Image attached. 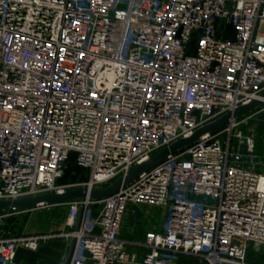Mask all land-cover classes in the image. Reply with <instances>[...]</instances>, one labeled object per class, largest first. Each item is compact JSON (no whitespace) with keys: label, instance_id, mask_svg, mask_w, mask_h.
<instances>
[{"label":"built area","instance_id":"built-area-1","mask_svg":"<svg viewBox=\"0 0 264 264\" xmlns=\"http://www.w3.org/2000/svg\"><path fill=\"white\" fill-rule=\"evenodd\" d=\"M263 91L264 0H0V200L108 185ZM262 117L264 102L120 192L69 202L60 232L0 235V264L53 237L61 264H250L264 247V158L249 130ZM71 155L88 177L57 185ZM145 204L164 218L136 260L120 229Z\"/></svg>","mask_w":264,"mask_h":264},{"label":"crops","instance_id":"crops-1","mask_svg":"<svg viewBox=\"0 0 264 264\" xmlns=\"http://www.w3.org/2000/svg\"><path fill=\"white\" fill-rule=\"evenodd\" d=\"M4 210V209H3ZM1 211V210H0ZM68 213V203L40 205L31 209L9 211L10 215L24 214L20 235H44L60 232L65 228ZM163 212L159 208H145L142 205L130 206L120 229V237L130 255L140 260L147 247L143 244L144 235L148 230L161 231ZM66 249L65 242L59 237L40 241L35 250L19 246L11 264H31L43 262L46 264H61ZM250 264H264V247L258 250L250 248L247 253ZM110 264H130L128 262H113ZM173 264H203L197 256L181 255Z\"/></svg>","mask_w":264,"mask_h":264},{"label":"water","instance_id":"water-1","mask_svg":"<svg viewBox=\"0 0 264 264\" xmlns=\"http://www.w3.org/2000/svg\"><path fill=\"white\" fill-rule=\"evenodd\" d=\"M260 99H253L249 103L240 105L232 112H226L216 120L198 128L190 136L182 137L172 142L169 146L164 147L157 153L153 154L149 159L140 164L135 165L125 176L116 177L108 185L102 187H74L64 191H50L37 195H30L13 200H0V210L5 208L13 209H31L40 205L47 204H65L80 198H89L92 200H100L106 196L120 192L121 188L128 185L135 177L140 175L152 167L159 164L169 153L176 152L190 144L194 143L202 134L214 131L222 127L227 119L231 116H240L249 111L254 110L264 102V91L261 93ZM81 217V208L76 219L75 228L78 227ZM71 243L70 251L73 247Z\"/></svg>","mask_w":264,"mask_h":264},{"label":"rangeland","instance_id":"rangeland-1","mask_svg":"<svg viewBox=\"0 0 264 264\" xmlns=\"http://www.w3.org/2000/svg\"><path fill=\"white\" fill-rule=\"evenodd\" d=\"M249 130L254 134L257 154L262 155L264 158V117H262V120L257 127L250 128ZM69 168H72L71 163L68 164L63 176L59 179V181H57V185L64 186V185L74 184L77 182L84 181L83 179H81L82 177H88V171L80 167V169L82 170V173L76 176L75 178L76 180L70 181L69 178L72 175V172L68 173V175L64 177L65 173L69 171ZM73 172H76V171L73 170ZM67 189H70V188H66V190ZM208 202H210V200H208ZM142 206H144L145 208H149V209L155 208V206H152L149 204H145ZM11 210H12L11 208H5L4 210L0 211V215H3L2 218L0 219V235L2 236L9 237L12 235L19 234L20 227L23 225L24 214H19L16 216L10 215L9 211Z\"/></svg>","mask_w":264,"mask_h":264},{"label":"trees","instance_id":"trees-1","mask_svg":"<svg viewBox=\"0 0 264 264\" xmlns=\"http://www.w3.org/2000/svg\"><path fill=\"white\" fill-rule=\"evenodd\" d=\"M70 163H71L72 168H69V171L65 173L64 177H66V175H68V173L72 172V175L70 176L69 179H70V181H74V180H76V179H75L76 176H77L78 174H81V173H82V170L80 169V167H78V166L75 165L74 160H73V156H72V155L69 157V159H68V161H67V166H68V164H70ZM73 163H74V164H73ZM67 166H66V168H67ZM73 170L76 171V172H73ZM64 172H65V171H64ZM84 178L86 179L87 177H82L81 179L85 180ZM58 181H59V180H58ZM104 186H105V185H104ZM15 210H17V209H15Z\"/></svg>","mask_w":264,"mask_h":264}]
</instances>
